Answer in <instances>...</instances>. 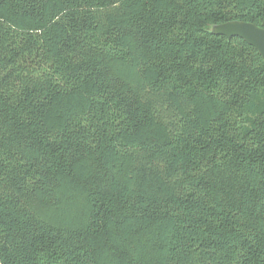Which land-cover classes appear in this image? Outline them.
Listing matches in <instances>:
<instances>
[{"label": "trees", "instance_id": "16d2710c", "mask_svg": "<svg viewBox=\"0 0 264 264\" xmlns=\"http://www.w3.org/2000/svg\"><path fill=\"white\" fill-rule=\"evenodd\" d=\"M264 0H0V264H264Z\"/></svg>", "mask_w": 264, "mask_h": 264}, {"label": "water", "instance_id": "95a60500", "mask_svg": "<svg viewBox=\"0 0 264 264\" xmlns=\"http://www.w3.org/2000/svg\"><path fill=\"white\" fill-rule=\"evenodd\" d=\"M208 32L213 36L225 37L228 41L239 38L253 47L264 65V29L251 23L231 21L211 26Z\"/></svg>", "mask_w": 264, "mask_h": 264}]
</instances>
